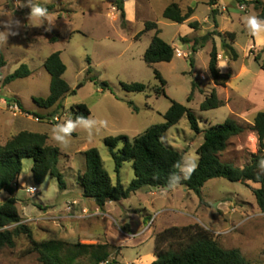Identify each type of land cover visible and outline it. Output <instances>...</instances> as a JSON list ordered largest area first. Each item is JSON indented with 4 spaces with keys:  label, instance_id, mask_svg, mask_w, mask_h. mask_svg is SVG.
Here are the masks:
<instances>
[{
    "label": "rangeland",
    "instance_id": "rangeland-1",
    "mask_svg": "<svg viewBox=\"0 0 264 264\" xmlns=\"http://www.w3.org/2000/svg\"><path fill=\"white\" fill-rule=\"evenodd\" d=\"M125 1L132 18L130 23L127 16L126 23H123L114 6L115 0H35L48 9V18L43 22L28 20L31 10L27 6L28 0H20L23 7L16 6L18 0H0V20L21 22L17 29L19 34L10 36L7 43H0V60L5 61L0 70V102L15 98L23 109L33 114L24 130L47 134L48 143L59 148V167L66 184V189H61L56 178L48 177L44 184L38 185L32 172L34 162L25 160L16 193L23 224L32 229L37 242L54 241V246L64 253H79L80 261L84 263L89 261L90 252L74 247L77 237L83 245L109 244L112 258H117L121 264H137L142 256L155 251L156 232L199 223L213 232L222 247L241 250L251 264H264V215L254 216L262 211L252 191L259 185L251 184L250 189L226 179L211 180L201 192L203 205L200 204L201 198L184 186L171 191L145 188L127 200L108 203L104 211L93 199L83 196L80 178L86 172L85 152L91 148L99 150L112 183L117 185L115 162L104 140L118 136L133 139L154 125L164 124L172 101L191 109L202 131L229 119L245 127L244 134L230 140L228 149L220 156L221 161L244 168L251 162L252 155L259 151L251 115L264 112V71L255 61L264 44L258 43L257 38L249 33L244 17H259L261 10L255 8V2L264 3V0H219L214 7L220 13L218 28L212 19L210 0ZM135 3L137 10L134 9ZM174 3L184 9L194 8L193 19L184 24L165 19L164 10ZM243 5L246 10H240ZM147 22L157 23L160 37L175 48L176 56L171 63L146 64L144 55L156 34L151 30L140 36ZM191 22H199L200 29L191 28ZM214 31L236 34L233 46L239 55L238 60L230 61L223 49L222 38L215 36L193 56L195 66L192 67V49L183 44L181 38H198ZM214 43L222 55V68L226 73L232 72L226 87L216 86L210 72ZM177 50L182 57H178ZM55 52H61L67 66L64 78L74 92L63 101L64 108L58 110L41 108L34 101L50 95L51 76L44 63ZM22 65H27L32 75L4 86L5 78ZM90 67L93 72L89 74ZM155 71H159L166 81V96L157 93L160 81L156 79ZM133 83L146 85V92L131 93L124 89V84ZM194 83L198 87L193 100L189 101ZM214 90L225 105L202 111L201 104ZM130 102L138 108L137 112L130 107ZM77 104L87 105L90 116L106 120L108 127L91 139L83 130L77 129L72 133L70 145L63 148L51 139V129L66 119H72L70 111ZM13 114L15 111H10L9 107L0 110V121L12 118ZM16 129H9L6 138L16 135ZM3 130L0 127V131ZM164 140L180 152L196 157L199 162L198 149L204 142V135L191 128L187 116L166 133ZM120 177L123 186L129 188L135 177L132 163L124 165ZM30 187H36L39 192L31 194ZM8 198L4 192L0 195V202ZM74 202L73 213H70L67 207ZM145 228L150 229L145 235H139ZM0 264L41 263L27 238L21 237L15 249L0 252Z\"/></svg>",
    "mask_w": 264,
    "mask_h": 264
},
{
    "label": "trees",
    "instance_id": "trees-1",
    "mask_svg": "<svg viewBox=\"0 0 264 264\" xmlns=\"http://www.w3.org/2000/svg\"><path fill=\"white\" fill-rule=\"evenodd\" d=\"M218 1L210 0L209 2V5L213 7L212 19L217 28L219 27L217 16L220 13L214 7L217 6ZM239 2L245 1L239 0ZM114 6L120 12L123 23H126L124 0H115ZM255 8L258 11L261 10L259 18L264 20V3L256 1ZM194 14V8L184 9L174 3L164 10L163 16L171 22L184 24L191 20ZM200 26L199 22L190 23V27L196 31L200 29ZM151 30L156 31V34L144 55L146 64L153 66L159 63H171L176 56V50L160 37L161 30L157 23L147 22L140 36ZM215 36L222 38L223 49L230 61L238 60L239 55L233 46L237 39L236 34L214 31L198 38H181V42L189 45L192 49L190 58L192 67L195 66L193 56ZM213 45L210 54V72L216 86L226 87L232 78V72H222L219 66V50L215 43ZM263 54L264 49L255 56V61L262 71H264ZM4 66L5 61L1 59L0 70ZM44 67L51 76L50 95L47 98H35L34 101L41 108L63 109V101L74 92L64 78L67 66L61 58V52L51 54L46 59ZM92 72L93 68L90 67L88 73ZM31 75L30 68L27 65H22L15 73L5 78L4 86L19 79L29 78ZM155 76L160 81L157 93L166 96V81L159 71H155ZM105 87L108 89L107 85ZM123 87L131 93H145L147 90V86L141 83L124 84ZM197 87L198 84L194 83L189 101L193 100ZM9 102L17 101L9 99ZM129 105L134 108V111H138L134 103L130 102ZM224 105V101L214 90L212 95L201 104V110H214ZM19 107L25 114L33 115L23 109L21 105ZM70 113L72 119L91 115L89 107L85 104L72 106ZM185 116L189 118L191 128L197 134L203 133L204 142L198 149L199 162L196 171L190 179H182L178 186H184L195 192L201 198L200 204L203 205L201 192L211 180L226 179L233 183H242L250 189H252L251 184H256L259 187L252 191L258 207L264 213V168L259 166V161L264 159V112H259L256 115L252 127L258 137L259 151L252 155L250 163L244 168H239L231 163L221 161L220 156L228 149L232 138L245 133V127L234 119H229L224 124L202 131L192 110L176 101H172L171 108L165 115L164 124L154 125L133 139L127 136H118L108 137L104 140L115 162L118 174L117 185L112 183L99 150L91 148L85 152L86 172L80 178L83 196L93 199L98 208L104 211L108 203L127 200L145 188L171 191L173 188L168 187V177L171 173L178 171L174 165L181 161L185 154L168 145L164 138L166 133L178 125ZM48 140L47 134L23 131L13 136L5 145H0V195L4 192L9 195L6 201L0 202V252L5 249H15L17 240L26 237L32 248L38 253L41 264H101L112 257V247L109 244L83 245L78 237L74 239L77 242L75 248L90 252L89 261L84 263L80 261L79 253H64L54 246V241L37 242L32 229L23 224V218L17 207L16 193L25 160L34 162L32 172L34 181L38 185L44 184L48 177H52L59 181L61 189H66L64 176L59 167L61 152L59 148L50 145ZM126 163H132L135 174L127 189L123 186L120 177V172ZM12 226L14 228L11 229ZM155 243L157 259L152 264H251L241 250L222 247L213 232L199 223L167 228L155 235ZM167 245H170L169 248H165Z\"/></svg>",
    "mask_w": 264,
    "mask_h": 264
},
{
    "label": "clouds",
    "instance_id": "clouds-1",
    "mask_svg": "<svg viewBox=\"0 0 264 264\" xmlns=\"http://www.w3.org/2000/svg\"><path fill=\"white\" fill-rule=\"evenodd\" d=\"M16 6L23 7L24 5L20 4V0H18ZM27 6L31 9L28 14V20L36 19L43 22L48 18V9L35 3V0H28ZM244 22L249 33L257 38L258 43L264 44V20L256 15H246L244 17ZM0 27L3 28V30L0 31V43H7L10 36H16L19 34L17 29L21 27V22L16 19L11 21L0 20ZM107 127L108 122L106 120L95 119L91 116H78L75 119L69 118L63 123L54 125L51 129V139L61 147L67 148L70 145L72 133L77 129L83 130L88 138L91 139ZM259 166L264 168V159L259 161ZM174 167L178 171L171 173L167 181L168 187L173 189L180 184L182 179L187 180L191 178L198 167V160L190 154H185L181 158V161L177 162Z\"/></svg>",
    "mask_w": 264,
    "mask_h": 264
},
{
    "label": "crops",
    "instance_id": "crops-1",
    "mask_svg": "<svg viewBox=\"0 0 264 264\" xmlns=\"http://www.w3.org/2000/svg\"><path fill=\"white\" fill-rule=\"evenodd\" d=\"M134 5H135L134 9L137 10V3H135ZM125 11H126V16L128 18V22L130 23L132 18H130V12L128 10V3L127 2L125 3ZM191 19H193V17ZM188 22H190V20ZM188 22H186V23H188ZM219 58H220V62H219L220 69L222 70L223 73H226L225 70L222 68V62H221L222 61L221 60L222 55H220ZM10 99L17 101L18 105H20V102L18 100H16L15 98H10ZM9 103H10L9 99L6 100L4 103L0 102V110H8ZM258 113L259 112H255L254 114L251 115V118H252L253 122H254V119H255V117H256V115ZM32 118H33V116L25 114L20 109V112L19 113L15 112V114H13L12 118H7L6 120L0 121V127L1 128L3 127V129H4L2 132L0 131L1 140L3 139V142L1 141L0 145H5L8 142V140H10L13 137L12 136L10 138H6L8 133H9V129L18 128V129H16L17 134H19L20 132H23V131H27V130H24V129H26L25 128L26 124H28L29 122L32 121ZM28 132H31V131H28ZM33 133H36V132H33ZM17 185L18 186L20 185L19 184V180H18ZM68 206L69 207H67V211L68 212L70 211V213H73V211H71V210H73V207L75 206V202L70 204V205H68ZM96 210H98V209H96ZM261 215H264V213L261 212V214H256L254 216H261ZM149 229L150 228L143 229L139 235H141V236L145 235L149 231ZM156 233H159V232H156ZM156 233L154 234V238H155ZM130 234H132V232H130ZM155 251H156V249H155ZM155 251L154 252H150L149 254H146L145 256H142L136 263L137 264L138 263L152 264L157 259L156 255H155Z\"/></svg>",
    "mask_w": 264,
    "mask_h": 264
},
{
    "label": "built area",
    "instance_id": "built-area-1",
    "mask_svg": "<svg viewBox=\"0 0 264 264\" xmlns=\"http://www.w3.org/2000/svg\"><path fill=\"white\" fill-rule=\"evenodd\" d=\"M246 8L247 7L245 5H243L242 7H240V10H246ZM177 55H178V57H182L183 54L179 50H177ZM8 107H9L10 111H12V112H14V111L19 112V109H20L19 106L17 105V103H9ZM55 121H58V118H55ZM29 192L31 194H35V193H38L39 191L36 187H30ZM101 264H121V263H119L116 258L111 257L108 260L102 262Z\"/></svg>",
    "mask_w": 264,
    "mask_h": 264
}]
</instances>
